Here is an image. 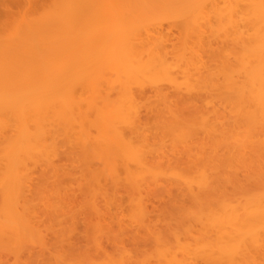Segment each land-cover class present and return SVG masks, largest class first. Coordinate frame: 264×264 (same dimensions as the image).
Masks as SVG:
<instances>
[{
	"label": "bare ground",
	"instance_id": "bare-ground-1",
	"mask_svg": "<svg viewBox=\"0 0 264 264\" xmlns=\"http://www.w3.org/2000/svg\"><path fill=\"white\" fill-rule=\"evenodd\" d=\"M4 1L0 250L43 242L40 203L54 218L68 215L72 182L93 215L98 197L108 202L111 194L104 181L137 196L161 182L215 203L209 200L197 219L207 238L163 245L159 264H257L264 187L237 202L215 194L239 182L240 170L264 186V0H12L14 8L28 5L21 14ZM142 102L155 117L149 127L140 118ZM134 198L130 216L143 223V202ZM93 222L88 240L99 243L103 228ZM55 229L63 241L67 230Z\"/></svg>",
	"mask_w": 264,
	"mask_h": 264
},
{
	"label": "rangeland",
	"instance_id": "rangeland-1",
	"mask_svg": "<svg viewBox=\"0 0 264 264\" xmlns=\"http://www.w3.org/2000/svg\"><path fill=\"white\" fill-rule=\"evenodd\" d=\"M5 1L4 2L7 3V4L9 2H11V3L13 2L12 0H5ZM22 1H24V0H22ZM16 4L18 5L17 2H16ZM10 5H11V7H13L12 6L13 3L9 4V7H10ZM26 5L27 4H25V6ZM27 6L26 7L23 6L21 8H24V11H26V9H28ZM16 7L17 6H15V8ZM15 8L14 7L12 8V9H14V10H12L13 12L14 11L15 12L19 11L21 9L20 7H18L15 10ZM1 9H0V15L4 13V10H1ZM20 12H21V10L19 11V13ZM21 13H24L23 10H22ZM16 14H18V12ZM174 40H176V39H174ZM173 41L171 40L170 42H173ZM169 93L173 94L172 91H169ZM146 105H147V103H145V102L144 103L142 102V104L140 105V108H141L140 118H141V120H143L142 121L143 124H145L147 127H149L150 125H152L154 123L155 117H154L153 113L148 111V107H147L148 105L147 106ZM147 113H148V115H147ZM167 144H169V142ZM34 172L35 173L37 172L36 174H38L39 176H41L42 173H43V171L40 172L38 170H34ZM35 173H34V175L36 176ZM237 175H238L237 178H239L238 179L239 182L234 183L233 185H231L229 183L228 184H223L220 187L219 191L217 192L218 194L216 193L215 195L220 197V198H224L225 197L224 199L227 198V200H229V201L233 200V202L234 201L237 202L239 200L240 201L243 200L242 195L245 198V196L248 195V194L258 193L264 187L263 185H261L260 182H259L260 186L258 185V182L256 183L258 186L256 184L253 185L255 183L254 182L252 184V182L254 181V178L250 179L249 176H251V177H255V176L250 175V173L247 172V171L240 170V171H238ZM37 176L35 178H39ZM76 176H79V174L77 173ZM34 182H36V181H34ZM104 183H105L104 187L107 188V193L109 192L111 194H110V196L108 194V198H109L108 202L102 196L98 197V199H97V201H98L97 202V208H98V210L100 212L97 215L96 214L93 215L91 210H89V207H87L86 200L85 199H84L85 201L83 200V198H85V195H83L84 197L82 196L83 191L80 190L81 189L80 186H79L80 188L77 186V182L76 181L72 182L71 189L68 188L69 186L65 185L68 189H70L68 191V193H67L68 194V198L70 197L69 198V208L71 209L72 212H74V210H75L74 213H72L71 211H69V212L74 214V216L78 215L75 218H73V220H72L71 216H68L70 213L68 215H64V216L59 217V218H54V215H52L48 211L49 209L45 208L46 204L44 205V202L42 201L40 203V206H41L40 207V214L42 216L40 215L41 217L39 219V224L40 223H42V224H40L41 226L39 227V229H40L41 233L45 234V235L42 234V241L43 242H41L40 244H31V245L28 244V245H25L24 247L22 246V248H19V249H5V248H2L0 250V252H1L0 253V264H66V263L67 264H74V263L75 264H100V263L101 264H110L111 262L113 264H129V261H130V264H151V263L159 264L161 262L160 258H159V254H160L159 252H161L160 250L163 249V247H164L163 245H166V246L169 245L171 248L174 246L173 247V249H174V248L177 247L176 245H178L180 242L183 243V244H193V243H195L194 239H196V238H198L197 240H200V239L202 240V238L203 239L207 238L206 234L204 233V231L201 228L202 225H198L200 222H198L197 219H198V215L200 214V212L203 211V208L205 207L204 209H206V207H208L207 203H208V201L210 199L207 202H205L206 200H204L205 199V197H204V199L202 201L203 203H201L200 200L196 201V199H193L192 196L188 195V193L186 194V192H185L186 190H183V189H180V188H178L176 186L170 185L169 183H161L160 182L158 184H152V186L144 185V186H142V189H141V190H143V192H141V194L139 193L138 196L135 195L133 192L130 194L129 191H128V188H126L125 186H119V188H117V187H113L114 185L111 182H109V181H104ZM50 186H52V184L48 185L49 188H47V190L49 189V191L51 193V192L54 191V186L53 187H50ZM239 186H240V188H239ZM241 186L244 189H242ZM75 189H77V190H75ZM118 189H121L120 191H121V193L122 192L123 193L122 194L121 193L120 194H116L117 193L116 191ZM72 191H77V192L72 193ZM79 191H80V194H79ZM112 192H114V193L116 192L115 193V197H114V194ZM50 193L48 192L47 195H49ZM76 193H77V195H76ZM177 193L180 194V196H182V197H180L181 199L179 198V195ZM120 195H121V197H120ZM140 195H142V196H140ZM146 195L149 196V197H147ZM229 195H231V196H229ZM50 196H51V194H50ZM50 196H49V198H50ZM185 196H187V198ZM216 196H214V197H216ZM228 196H229L230 199L228 198ZM117 197H119L118 199H119L121 204L118 202ZM190 197H191V199H190ZM218 197H216V199ZM241 197H242V199H241ZM51 198H52V196H51ZM113 198H114V200H113ZM133 198L134 199H138V201L141 200V203L143 202L142 206H143L144 213H145V216L143 218V220H144L143 223H137V222L133 221L131 216H130L131 212H129V211H131L132 208H133V203H132L133 202ZM82 200H83L84 203H82ZM171 200H173V201H171ZM176 200H178L179 202L176 201ZM181 200H182V202H180ZM210 201H209V204H211V205H212V203H215V201L214 202H212V200H210ZM110 202H111V205H110ZM146 202H147V204H146ZM178 203H183V204L182 205L179 204L180 205L179 206ZM98 204H100V205H98ZM129 204L130 205L132 204V205L130 206ZM151 204H152V206H151ZM189 204H191L192 206L189 205ZM117 205H119V207H117ZM75 206H77V207H75ZM123 206H124L125 209L122 208ZM187 206H189V207H187ZM101 208H104V209H102V212H101ZM129 208H130V210H129ZM87 209L90 212L87 211ZM182 210H185V212L182 211ZM85 211H87V212H85ZM104 211L105 212L108 211L107 212L108 214L104 213ZM124 211H126L127 214H126V212L124 213ZM76 212H77V214H76ZM78 212H80V213L78 214ZM100 213H104V216L100 215ZM121 213H122V216H119V215H121ZM109 214H111V216ZM86 215H87V217L91 216L90 217L91 221L92 222L94 221L93 223H95V222L96 223L97 222L100 223V226L103 228L102 231H103L104 234L102 233V231L99 233L98 241H99L100 244L99 243H95L94 240H92V243H90L91 241L89 242V240H88V239H93L92 236L94 235V233H93V228H90L92 226H90V227L88 226L89 225L88 221L90 220V218L87 220L86 219ZM112 215H114V216H112ZM126 215H128L129 219L127 218ZM51 216H52V218H51ZM65 216H67L69 219L66 218ZM98 216H99V218H97ZM173 216H175V217H173ZM185 216H187V218ZM45 217L48 218V219H46ZM77 217H79L81 219L84 218V219L80 221ZM100 217H101V219H100ZM99 219H100V221L102 223L106 221V223H103V224H107V225H103L101 222H99ZM145 219L148 220V221L150 219L151 221L147 222ZM69 220H72V221L69 222ZM86 220H87V223H86ZM117 221H119V222H117ZM130 221L132 223H129ZM193 221H194V224H193ZM78 222H82V224H79ZM109 222H111L112 224L109 223ZM53 223H54V225H53ZM149 223H151L152 226H150ZM64 224H66V225H64ZM116 224H118V225H116ZM62 225L64 226V228L62 227ZM197 225H198V227H197ZM45 226H47V227H45ZM52 226H54L53 230L55 229V227H57L55 229V232H57V229H58V232L61 229H65V230L68 231V232L67 231L64 232V235H65L64 238L65 239L63 241H60V242L58 241V238H57L56 235H59V234H57V233L54 234V232L51 233L53 231L52 230ZM118 226H120L119 228L121 230L118 229ZM155 226L158 227V228H156ZM194 226L196 228H194ZM175 227H177V228H175ZM47 228H49L50 230L47 229ZM75 228H79V229H77V231H76ZM85 229H87L91 235L89 233H87L88 231L87 230L85 231ZM78 230H81V232H79ZM83 230L86 233H84ZM178 230H179V232H178ZM131 232H134V233H131ZM184 232L187 234L188 237L190 236L189 237L190 240L187 238V236L185 237ZM115 233H117V235L119 234V236L122 233V235L120 236L121 238L120 237L118 238ZM203 233L206 236L205 238H204V236H202ZM70 234H71L72 237L70 236ZM114 235H116V237ZM144 237H146V238H144ZM156 237L159 238V239H157ZM52 238H54V241L51 240V242L53 241V243H51L49 241ZM71 239L74 241L73 244L70 243V242H72ZM104 239L107 240V241H105ZM169 239H171V241ZM187 239L189 241H187ZM191 239H193L194 242H191ZM147 240L149 241L148 242L149 244L147 243ZM158 240H160V241H158ZM47 241L49 243H47ZM87 241L90 243V247L88 246L89 243L88 244L86 243ZM54 242H55L56 245L54 244ZM162 242H164V244ZM75 243H76V245H75ZM93 243H94V245H93ZM156 243H157V245H156ZM158 244L160 246H158ZM49 245H50V247H49ZM55 246H56V248H55ZM94 246H96V248L99 249L98 250L99 253H97V251L94 250ZM51 247H52V249H50ZM75 248L77 250H73ZM61 249H62V251H61ZM57 250H59L58 253H56ZM118 252H120V254ZM71 253L72 254L76 253V255L70 256ZM100 253H102V254L104 253V256L102 257ZM54 254H55V256H54ZM56 254H58L57 255L58 257H56ZM94 254L96 255V257H95L96 260H93V259H95L93 257H92V260H90L91 256H94ZM99 254H100L101 259H102L100 262H99V260H100L99 259ZM105 254H106V256H105ZM79 255H80V257H79ZM126 255H129V256H126ZM74 256H75V260H74ZM114 256H116V257H114ZM122 256H123V258H122ZM178 256H182V254L178 253ZM52 258L55 259V262H54V260ZM65 259H67V261ZM258 259H259V262L257 264H259V263L261 264V262H262V264H264V253H262V252L259 253V255L257 257V260ZM60 260H62V262ZM63 261L65 263H63ZM118 261H119V263H117ZM200 261L201 262H199L198 260H195L194 262H195V264L196 263L204 264V262H202V260H200Z\"/></svg>",
	"mask_w": 264,
	"mask_h": 264
}]
</instances>
